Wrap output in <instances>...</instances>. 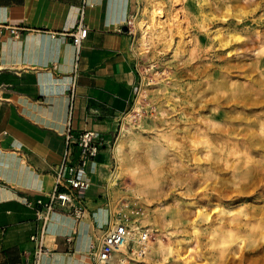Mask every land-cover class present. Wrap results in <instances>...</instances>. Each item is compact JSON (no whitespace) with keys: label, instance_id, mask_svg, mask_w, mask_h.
Here are the masks:
<instances>
[{"label":"rangeland","instance_id":"374dc122","mask_svg":"<svg viewBox=\"0 0 264 264\" xmlns=\"http://www.w3.org/2000/svg\"><path fill=\"white\" fill-rule=\"evenodd\" d=\"M136 4L138 83L99 187L110 220L152 231L147 264H264V0Z\"/></svg>","mask_w":264,"mask_h":264},{"label":"crops","instance_id":"0c3cea01","mask_svg":"<svg viewBox=\"0 0 264 264\" xmlns=\"http://www.w3.org/2000/svg\"><path fill=\"white\" fill-rule=\"evenodd\" d=\"M136 7V0H0V264L35 262L31 237L43 225L37 200H46L65 159L72 84L75 139L67 165L80 163L76 143L84 131L103 135L108 147L81 168L91 184L85 217L52 214L50 254L39 264H92L88 251L111 218L99 189L102 167L111 163V142L138 83L133 37L124 30ZM81 11L89 33L77 62L69 32Z\"/></svg>","mask_w":264,"mask_h":264},{"label":"built area","instance_id":"2783aa9c","mask_svg":"<svg viewBox=\"0 0 264 264\" xmlns=\"http://www.w3.org/2000/svg\"><path fill=\"white\" fill-rule=\"evenodd\" d=\"M83 19L84 11H81L77 26L69 32L75 46L77 62L80 58L83 42L87 39L89 33V29L84 24ZM131 24L132 22L129 20L127 26H129V32L132 34ZM12 30L15 36L20 34L19 31ZM133 49H135L134 39ZM69 91V116L64 133L65 159L55 169V185L52 190L47 192L45 196L46 200H37V204L40 205L37 217L42 221L43 225L41 230L31 237V240L35 243L34 264H39L44 255L50 254L45 245V240L47 236V224L54 212L60 210L75 216L79 220L85 217L88 211L87 194L91 188V184L82 176L81 168L85 167L89 161L94 160L101 148L108 147L103 135H99L94 131H84L78 137V142L76 143L80 150V163L78 166L70 167L67 165V159L71 154V148L75 139L73 127L75 84H72ZM66 174H68L67 177ZM134 231V226L127 219L110 220L88 251V257L92 264H147L143 258L148 254V244L152 231L143 225L139 226V246L137 249H134L135 242L132 239L130 240V234ZM123 246H127L128 253L122 257H117V251ZM133 255L137 256L138 260L131 257Z\"/></svg>","mask_w":264,"mask_h":264},{"label":"bare ground","instance_id":"6f19581e","mask_svg":"<svg viewBox=\"0 0 264 264\" xmlns=\"http://www.w3.org/2000/svg\"><path fill=\"white\" fill-rule=\"evenodd\" d=\"M145 12H147V10L146 9H144L143 11H142V13H144L145 14ZM148 14H149V22H150V25H152L153 27H156L157 29H163L164 28V25H163V22L161 21V19L160 18H162V17H160L159 16V13H158V10H157V8H156V5H153V7H152V10H150L149 9V11H148ZM145 18V17H144ZM135 23L137 24V26L138 27H140L141 28V32H142V39H140V43L141 44H145L146 42H147V39L145 38V34H146V31L150 28H145V26H144V20L142 19V18H138V17H136L135 18ZM147 23V22H146ZM144 26V27H143ZM147 26V25H146ZM151 31V30H150ZM158 31V30H157ZM148 32H149V30H148ZM138 33V32H137ZM136 34V33H135ZM148 34V33H147ZM121 173H122V170H121V168L119 167V170L117 171V172H114L113 174H112V177H111V180H110V182H109V187H113V186H115L116 185V182L118 181V178L120 177V175H121ZM113 220V219H112ZM135 228V227H134ZM135 234H136V229H135V231L132 233V234H130V240L132 239L134 242H135V245H134V249H135V246H136V244L137 243H139V241H138V239L136 238V236H135ZM137 237H138V233H137ZM235 241H237V238H234L233 239V242H235ZM242 241H244V239L242 240ZM241 241V242H242ZM243 243V242H242ZM237 245H240V247H241V243H239V242H237ZM128 253V248H127V246H123L122 248H120L118 251H117V253H116V255H117V257H122L124 254H127Z\"/></svg>","mask_w":264,"mask_h":264},{"label":"water","instance_id":"95a60500","mask_svg":"<svg viewBox=\"0 0 264 264\" xmlns=\"http://www.w3.org/2000/svg\"><path fill=\"white\" fill-rule=\"evenodd\" d=\"M124 30H125V31H128V30H129L128 26H126V27L124 28Z\"/></svg>","mask_w":264,"mask_h":264}]
</instances>
